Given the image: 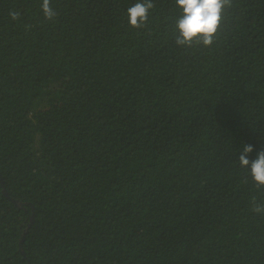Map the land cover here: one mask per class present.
I'll list each match as a JSON object with an SVG mask.
<instances>
[{
    "label": "trees",
    "instance_id": "trees-1",
    "mask_svg": "<svg viewBox=\"0 0 264 264\" xmlns=\"http://www.w3.org/2000/svg\"><path fill=\"white\" fill-rule=\"evenodd\" d=\"M136 2L0 0V264H264V0L210 48Z\"/></svg>",
    "mask_w": 264,
    "mask_h": 264
},
{
    "label": "clouds",
    "instance_id": "clouds-1",
    "mask_svg": "<svg viewBox=\"0 0 264 264\" xmlns=\"http://www.w3.org/2000/svg\"><path fill=\"white\" fill-rule=\"evenodd\" d=\"M175 3L181 10L175 24V43L187 48L194 45L210 48L222 29L225 12L232 7L233 0H175ZM154 7L152 0H137L127 9L130 26L136 29L145 27L150 10ZM42 11L48 21L57 16V12L51 7V0H42ZM9 16L12 20H19L21 13L10 11ZM253 150L252 145H245L239 156V164L246 170L250 166V176L255 186L260 189L264 188V150L258 153L255 160L250 161L248 156ZM252 210L264 214V204H257L254 197Z\"/></svg>",
    "mask_w": 264,
    "mask_h": 264
},
{
    "label": "water",
    "instance_id": "water-1",
    "mask_svg": "<svg viewBox=\"0 0 264 264\" xmlns=\"http://www.w3.org/2000/svg\"><path fill=\"white\" fill-rule=\"evenodd\" d=\"M0 183H1L2 185H4V181H3V178H2V176H1V174H0ZM3 193H4L5 196L8 197L5 188L3 189ZM11 201H12L15 205H17L18 207H21V206H22L21 203H18L17 201H14L13 199H11ZM22 253H23V251H22Z\"/></svg>",
    "mask_w": 264,
    "mask_h": 264
}]
</instances>
